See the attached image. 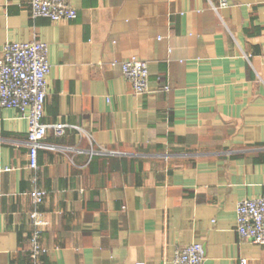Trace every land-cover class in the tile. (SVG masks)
Instances as JSON below:
<instances>
[{
	"label": "crops",
	"instance_id": "obj_1",
	"mask_svg": "<svg viewBox=\"0 0 264 264\" xmlns=\"http://www.w3.org/2000/svg\"><path fill=\"white\" fill-rule=\"evenodd\" d=\"M227 1L71 0L76 18L51 23L0 0V56L46 44L42 123L79 129L48 131L32 171L27 121L0 109V264H31L35 186L38 264H168L191 244L203 264H264L235 232L236 204L264 197V0ZM130 57L147 63L143 95Z\"/></svg>",
	"mask_w": 264,
	"mask_h": 264
},
{
	"label": "built area",
	"instance_id": "obj_2",
	"mask_svg": "<svg viewBox=\"0 0 264 264\" xmlns=\"http://www.w3.org/2000/svg\"><path fill=\"white\" fill-rule=\"evenodd\" d=\"M70 2L71 0H29L30 18L33 20L43 18L51 23L73 21L77 14ZM228 5L227 0H219V8H226ZM210 6L216 10L211 4ZM47 54V45L33 38L26 43H6L0 56V109L13 110L27 121L28 166L32 171L37 169L38 150L42 148L48 131H51L54 137L60 138L69 128L79 130L65 124L42 123L47 78L50 72ZM119 67L124 81L134 95L139 96L148 92L147 63L130 57L120 62ZM163 90L167 91V86H164ZM33 182L35 183V180ZM30 195L34 210L28 216L32 229L29 254L31 264H38L39 256L46 252L40 239L48 222L37 208L44 202L46 192L35 186ZM235 212V232L238 237L252 244L264 246V197L238 202ZM203 262L202 246L191 244L175 249L168 264ZM240 263L247 264V260L242 259Z\"/></svg>",
	"mask_w": 264,
	"mask_h": 264
}]
</instances>
